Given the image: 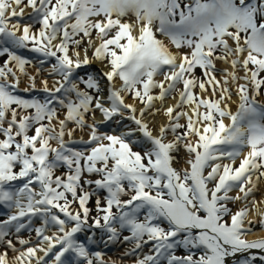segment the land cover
Masks as SVG:
<instances>
[{"label": "snow or ice", "instance_id": "snow-or-ice-1", "mask_svg": "<svg viewBox=\"0 0 264 264\" xmlns=\"http://www.w3.org/2000/svg\"><path fill=\"white\" fill-rule=\"evenodd\" d=\"M0 57V264H122L90 230L132 264H264V0H0Z\"/></svg>", "mask_w": 264, "mask_h": 264}, {"label": "bare ground", "instance_id": "bare-ground-1", "mask_svg": "<svg viewBox=\"0 0 264 264\" xmlns=\"http://www.w3.org/2000/svg\"><path fill=\"white\" fill-rule=\"evenodd\" d=\"M17 51H18V54H21V55H23L25 57H31L32 58L33 64H32L31 67L28 68V71H29L30 74H34L36 67H40L41 66L39 64V61H40V59H42V57H40V55L38 53L32 52V51H30L28 49H18ZM49 66L50 65L48 63H45L43 65V71L37 77V80H36L37 89L32 90V91H29V92H24L23 89L29 85V81H28V79L26 77H22L21 78V83L19 85V88L16 90V93H18L20 95H24V96H26L28 98H31V97L40 98L41 97L42 100H43L47 96V94L44 93L43 91L39 90L41 88V84H40L41 80L48 79L49 86H51L52 83H53V77L48 76V73H47V69L49 68ZM99 68H100V65H93V66H91V68L89 70L90 71H93V72H96ZM234 99H235V97H234ZM167 103H172V100L169 99L167 101ZM233 110H235V105H233ZM148 119L150 121L151 126L156 127L160 123H163L165 118H164V116L162 114H160V115H157L155 117H148ZM124 125H130V126H133L134 127V125H131V122L130 121H125L124 122ZM124 125H121L120 128H118L114 123H112V124H110L108 126L102 125L101 126V131H105V132H108V131H120V130L123 129ZM81 135H83L84 136V139L87 140V138H88L87 137V133L86 132L81 133V132L78 131L75 134V137H74V139L76 140V142L70 144L69 146L70 147H74V148H76L78 150H82V149L84 150L85 148L89 147L88 145L79 142V137ZM137 135H139V134H137ZM136 138L137 137H133V139H136ZM245 151H246V149H245ZM184 154L185 153L183 152V150H181V152L178 154L181 157H180L179 163H177L175 165L177 168H180V167H183L184 166V160H182V158L185 157ZM255 198L257 200H260L261 198H264V181H261L260 186H259V190L255 193ZM239 206H241V205L239 204ZM6 212H7V210L4 209L2 206H0V216L2 214H6ZM251 215H252V213H250V216ZM4 218H6V217H4ZM25 232L26 231H22L21 235H23V236L26 235ZM253 234L254 235H257V236L264 235V230H262L261 227L254 228ZM86 235H88V232L78 234V236H79V238L81 240H83ZM249 238H251V237H249ZM96 239H97V243L99 245H97V244L91 245L92 250L93 251H103L100 248V245H103V244L102 243H99V239H100L99 232H96ZM17 247H20V246L17 244ZM129 247L130 246L128 244H125L124 245V248H123V251L121 250V252H119V253L117 252L115 256H113L112 254L111 255H108V257L105 256V258H111V259H114V260H117V261H122V264H132V261H133L132 259H130V258H121L122 257L121 254L123 255L124 250H127ZM0 250H2V249H0ZM108 252H111V251H108ZM262 254H264V253H262ZM9 255L11 256V255H13V253L9 252ZM123 257H125V256H123ZM257 263H259V261Z\"/></svg>", "mask_w": 264, "mask_h": 264}, {"label": "rangeland", "instance_id": "rangeland-1", "mask_svg": "<svg viewBox=\"0 0 264 264\" xmlns=\"http://www.w3.org/2000/svg\"><path fill=\"white\" fill-rule=\"evenodd\" d=\"M28 59H30V60H32V58L31 57H27ZM4 59H6V57H0V63H2L3 62V60ZM32 62H33V60H32ZM31 67V66H30ZM199 74V73H198ZM16 94H18V93H16ZM18 95H20V94H18ZM24 97V96H23ZM32 98V97H31ZM39 99H41L42 100V98L40 97ZM261 100H264V96H262L261 98H260ZM133 148H134V150H137V151H139V150H141L140 149V147L139 146H137V145H133ZM83 150V149H82ZM184 156H185V154H184ZM180 157L181 156H179L178 155V160H180ZM185 158L186 157H183L182 158V160H185ZM67 171V168H66V166H61L59 169H58V171H57V174H62V173H64V172H66ZM91 178H93V179H95L96 177L95 176H92ZM92 187H94V185L92 186ZM101 195L103 196V195H105V193H103V192H101ZM94 205H95V199L93 198V200L92 201H90V204H89V206L91 207V208H93V212H92V214L93 215H95V207H94ZM230 207H232L233 208V211H235L236 210V208L237 207H239V204H235V205H230ZM115 210V209H114ZM4 217H6V214H2L1 216H0V219H3ZM35 219V218H34ZM39 223H40V221L39 220H35V223H34V227L35 226H38L39 225ZM258 227H260V225L259 224H256L255 226H254V228H258ZM91 231H95V233L96 232H99V235L101 236V233H100V231L99 230H91ZM25 234L26 235H24V237H28L29 236V233L26 231L25 232ZM123 235H128V232H124L123 233ZM31 236H32V238H33V240L35 241V234H34V232L33 233H31ZM13 239H14V234H13ZM97 245H99L98 243H96ZM104 245V244H103ZM103 245H100V248H101V250H103V252L105 253V256H107L108 257V255H113V256H115L116 255V253L118 252H121V250L123 251V248H124V243H119V242H116V243H114V244H110V245H108L107 247H105V245L103 246ZM121 248V249H120ZM147 250H148V248L146 247L145 249H144V251L145 252H147ZM108 251H111V252H108ZM126 250H124V252H125ZM113 252V253H112ZM109 253V254H108ZM115 253V254H114ZM178 254H180V253H178ZM121 258H130V259H132V260H134L135 259V257L134 256H125V257H123L124 255H122L121 254ZM107 259V258H106Z\"/></svg>", "mask_w": 264, "mask_h": 264}, {"label": "water", "instance_id": "water-1", "mask_svg": "<svg viewBox=\"0 0 264 264\" xmlns=\"http://www.w3.org/2000/svg\"><path fill=\"white\" fill-rule=\"evenodd\" d=\"M259 264V263H258Z\"/></svg>", "mask_w": 264, "mask_h": 264}]
</instances>
